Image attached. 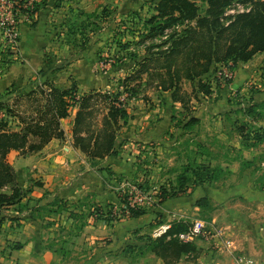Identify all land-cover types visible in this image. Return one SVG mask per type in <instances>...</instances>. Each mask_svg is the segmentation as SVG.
Returning a JSON list of instances; mask_svg holds the SVG:
<instances>
[{
    "label": "rangeland",
    "instance_id": "1",
    "mask_svg": "<svg viewBox=\"0 0 264 264\" xmlns=\"http://www.w3.org/2000/svg\"><path fill=\"white\" fill-rule=\"evenodd\" d=\"M246 2L245 7L235 3L227 14L246 10L250 6ZM158 3L159 0H37V12L41 10L44 19L41 73L29 88L15 90L7 101L0 98V105L5 103V107L11 105L18 111L26 104L13 99L45 81L61 89L74 87L76 98H82L83 92L93 86L98 90L89 92L105 94L128 114L118 132L122 148L117 155L131 164L129 176L113 173L109 166L102 167V162L85 156L90 168L105 172L107 200L102 206L97 205L95 196H84L75 203L56 202L54 213L58 220L47 222L46 226L53 223L51 243L63 255V264H82L87 259L83 264H98L99 254H103L102 264H174L179 259L190 263L203 250L193 243L205 240L181 242L175 235L192 233L196 222L210 228L212 220L222 215L245 214L244 207L221 213L217 201L197 206L195 200L205 190L217 186L238 188V196L245 197L241 189L245 187V172H250L251 180L260 183L258 198L264 199V102L258 95L264 92V56L248 67L241 62L212 64L206 77L188 80L187 49L181 50L175 63L168 60V50L173 40L184 36L194 23H177L163 35L149 34L152 24L147 22L157 15ZM199 7L201 12L206 8L203 4ZM155 22L161 24L162 20ZM106 108L101 103L94 109L91 118L95 123ZM189 120L195 122L188 127ZM183 176L188 178L186 182L181 180ZM198 180L207 186L194 199L193 194L188 196L189 190ZM181 184L186 190L176 197L189 198L188 208L176 211L177 215L165 225L161 220L162 195L175 198L169 196L178 194ZM133 187L150 198L141 209L146 216L140 226L123 209L127 191ZM106 213L113 225L109 224L108 233L99 236V245L82 242L83 227L99 224ZM161 227L170 229L168 236H156ZM162 238L163 242L154 245L153 241ZM179 248H185L186 253L177 259Z\"/></svg>",
    "mask_w": 264,
    "mask_h": 264
},
{
    "label": "crops",
    "instance_id": "2",
    "mask_svg": "<svg viewBox=\"0 0 264 264\" xmlns=\"http://www.w3.org/2000/svg\"><path fill=\"white\" fill-rule=\"evenodd\" d=\"M41 13V10H40ZM37 13L30 21H22L20 25V39L16 52L4 58L0 63V96L8 89L20 90L29 88V84L35 81L38 72L43 66V25L44 19ZM35 22V26L31 24ZM263 54H256L245 64V67L257 63ZM91 90H98L90 87ZM260 102H264V92L258 93ZM76 110L70 112L69 117L61 120V129L64 132V141L52 139L39 153L22 156L19 152L11 151L7 160L12 165L17 175V182L28 194L22 204L27 202L25 210H15L14 207L3 208L0 211V264H63L61 254L51 243L54 226L47 222L54 221L56 210L55 204L75 203L84 196L93 198L95 196L97 205H104L107 200V181L105 172H95L90 168L89 160L84 154L73 146L72 126ZM122 148V146H121ZM122 155L105 157L94 161L102 162L103 166H109L113 173H131V164L127 159L121 160ZM250 172H245V197L238 196V188H223L217 186L214 189L208 188L205 194H201L198 200L206 199L207 202L217 201L220 204L221 213L224 209L245 208V214L241 216H225L213 219L210 226L223 229L226 238L233 241L236 251L227 250L218 239L195 241L193 244L203 248L200 255L193 261L187 262L182 259L174 264H233L235 252H243L255 261L264 264V199H259L258 185L251 180ZM38 182V186H33ZM264 186V181L261 182ZM196 186L190 193L193 198L197 193H202L203 187ZM264 188V187H263ZM3 192H8L4 189ZM111 196H114L111 194ZM175 197L164 201L160 208L164 209L161 220L167 224L170 218L177 215L176 211L188 208L187 199ZM110 197V196H109ZM110 199V198H109ZM195 200L198 201V200ZM235 201L234 206L232 202ZM231 210L228 212L230 213ZM143 215L132 219V222L140 226L145 223ZM13 219V220H11ZM16 219V220H15ZM58 220V217L57 219ZM198 224L208 225L202 222ZM195 223V224H196ZM218 223V224H217ZM113 222L99 221V224H88L83 227L81 241L99 245L100 235L108 233L107 226ZM116 224V223H115ZM111 226H109L111 228ZM152 228V227H151ZM147 229V228H146ZM141 234V233H140ZM139 234V235H140ZM46 243V241H48ZM20 244V249H13L12 246ZM137 242L136 245H141ZM104 247L101 252L104 253ZM94 255V254H93ZM103 254L98 255V264L103 262ZM101 256V257H100ZM85 260L83 263L87 262ZM145 264V263H144ZM157 264H164L157 262Z\"/></svg>",
    "mask_w": 264,
    "mask_h": 264
},
{
    "label": "trees",
    "instance_id": "3",
    "mask_svg": "<svg viewBox=\"0 0 264 264\" xmlns=\"http://www.w3.org/2000/svg\"><path fill=\"white\" fill-rule=\"evenodd\" d=\"M248 2L250 6L244 8L246 10L238 9L228 15L227 11L232 10L235 3H242L245 7V0H159L157 15L147 22L152 24L149 34L163 35L177 23H194L184 36L173 40L168 50V60L175 63L181 50L187 49L189 68L186 69V77L191 81L201 79L210 73L212 64L247 63L256 54L264 53V0H247L246 3ZM199 4L206 7L202 12ZM37 6L35 5L36 12ZM157 19L162 20V23L153 24ZM34 26L35 22L31 24V27ZM168 69L170 71V66ZM200 83L201 80L198 81ZM12 95L14 90L11 88L0 98L7 101ZM15 100H23L26 108L14 111L11 105H0V112L3 113L0 117V210L14 207L16 211H21L27 208V202L22 204V201L29 191H24L19 186L16 171L7 160L8 154L11 151L19 152L22 156L37 154L52 139L63 140L61 120L66 119L72 110L77 109L72 126L73 146L89 160L115 157L122 146L118 132L121 125H125L128 114L121 107L115 106V101L105 94L92 91L83 94L82 98H76L74 87L61 89L52 82L45 81L34 90L16 96L13 101ZM101 103L107 105V108L101 120L95 123L91 117L94 109ZM194 122L195 120H189L187 126ZM185 176L181 177L183 182L188 179ZM32 184L39 185L37 182ZM204 184L205 181L198 180L194 187ZM4 189H8V192H3ZM185 190L181 184L178 194H171L169 197H176ZM166 199L169 198L162 195L160 203ZM206 203V199H200L196 205L202 207ZM145 214V210H129L128 217L136 219ZM108 218L107 215L103 220L112 221ZM168 231L165 233L167 236ZM163 240H155L153 243L155 245ZM21 247L20 244L12 246L13 249ZM176 251L177 259L186 253L185 248Z\"/></svg>",
    "mask_w": 264,
    "mask_h": 264
},
{
    "label": "built area",
    "instance_id": "4",
    "mask_svg": "<svg viewBox=\"0 0 264 264\" xmlns=\"http://www.w3.org/2000/svg\"><path fill=\"white\" fill-rule=\"evenodd\" d=\"M37 0H0V63L4 58L12 56L18 47L20 39V25L22 21H30L37 16L35 11ZM234 13L233 11H231ZM1 70V69H0ZM2 71V70H1ZM0 71V73H1ZM150 198L140 189L133 187L128 189L124 214L128 215L129 210L142 209ZM192 233H179L175 235L181 242H194L197 239H218L227 250L236 251L233 241L226 238L223 229L206 227L204 224L196 223ZM167 227H161L157 237L165 234ZM233 264H261L243 252H235Z\"/></svg>",
    "mask_w": 264,
    "mask_h": 264
}]
</instances>
